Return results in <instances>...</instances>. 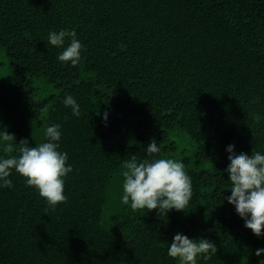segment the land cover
Wrapping results in <instances>:
<instances>
[{
  "label": "trees",
  "instance_id": "1",
  "mask_svg": "<svg viewBox=\"0 0 264 264\" xmlns=\"http://www.w3.org/2000/svg\"><path fill=\"white\" fill-rule=\"evenodd\" d=\"M62 28L85 46L75 67L47 43ZM3 59L0 129L34 146L60 123L73 171L55 211L12 171L0 188V264H178L167 255L177 232L216 245L197 264H264V236L228 204L224 171L229 144L264 152V119H254L264 117V0H0ZM153 138L155 155L191 176L183 211L121 202L122 164L146 158Z\"/></svg>",
  "mask_w": 264,
  "mask_h": 264
},
{
  "label": "clouds",
  "instance_id": "2",
  "mask_svg": "<svg viewBox=\"0 0 264 264\" xmlns=\"http://www.w3.org/2000/svg\"><path fill=\"white\" fill-rule=\"evenodd\" d=\"M47 43L60 51L57 61L70 62L75 67L84 51V44L78 39L77 31L62 28L50 30ZM62 103L70 108L72 115L79 117L81 107L73 95L65 94ZM108 112L102 114L107 124ZM259 122L264 117L255 114ZM62 125L52 123L44 130V141L34 146L27 138L16 142L14 134L0 129V188H11L9 178L12 171L25 179L27 186H34L45 203L55 211L59 203L65 202V179L73 171L68 164V153L61 151ZM229 161L228 174L230 195L225 199L234 206L236 214L244 221V227L257 236H264V152L254 149L251 155L237 152L235 144L226 146ZM146 158L138 160L136 155L122 164L123 194L121 202L132 211L157 210L163 216L173 209L183 211L192 196V179L185 170L183 161L155 155L161 153L155 138L146 148ZM16 153V154H13ZM217 252L213 241L206 238H189L177 232L167 248V255L178 260V264H197L198 259L208 260ZM256 256L264 254V248L255 251Z\"/></svg>",
  "mask_w": 264,
  "mask_h": 264
},
{
  "label": "rangeland",
  "instance_id": "3",
  "mask_svg": "<svg viewBox=\"0 0 264 264\" xmlns=\"http://www.w3.org/2000/svg\"><path fill=\"white\" fill-rule=\"evenodd\" d=\"M5 60L3 59L4 64L0 65V85L10 84V77L7 65L5 64Z\"/></svg>",
  "mask_w": 264,
  "mask_h": 264
}]
</instances>
